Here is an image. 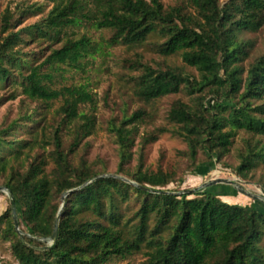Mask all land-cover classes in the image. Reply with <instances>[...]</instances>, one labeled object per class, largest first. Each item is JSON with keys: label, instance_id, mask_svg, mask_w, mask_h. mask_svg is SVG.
I'll list each match as a JSON object with an SVG mask.
<instances>
[{"label": "trees", "instance_id": "trees-1", "mask_svg": "<svg viewBox=\"0 0 264 264\" xmlns=\"http://www.w3.org/2000/svg\"><path fill=\"white\" fill-rule=\"evenodd\" d=\"M44 1L53 4L52 10L41 23L23 31L14 32L19 23L17 13L10 8L4 11L0 86L18 73L22 94L28 99L57 100L61 93L44 84L41 68L54 64L78 67L80 60L97 52V47L87 37L68 39L41 65L32 66L20 51L25 43L22 32L53 42L82 21L94 22L112 32V42H122L131 50L149 45L165 58L180 55L198 74L190 76L184 67L177 66L154 69L138 58L135 68L140 73L133 78L136 98L151 103L183 91L192 97L191 104L177 100L171 105L168 121L177 129L155 130L143 138L144 146L171 132L187 144L186 156L197 170L201 166L197 165L199 151L207 162H220L238 132L264 137V54L246 71L242 63L252 45L241 39L242 34H254L264 27V0H228L225 4L220 0H181L182 4L173 7H165L160 0ZM152 37L158 40L148 42ZM65 92L61 122L85 121L75 130L72 152L93 132V121L79 114L80 106L92 102V97L85 89ZM146 115L140 110L125 115L119 124H110L120 157L113 176L119 178L95 172L85 161L75 166L70 152L63 148L60 129L55 132L54 151L49 155L54 168L46 174L45 159L31 155L38 147L43 122L37 110L27 111L0 128V182L16 200L21 231H16L9 207L0 217V236L10 243L18 264H115L116 259L143 248L149 250L143 264H264V249L260 247L264 212L230 205L204 189L180 195L178 190L167 189L176 183L174 174L142 172V165L127 180L153 192L120 179L124 165L132 158L137 125ZM20 131L31 140H19ZM246 144L236 169L244 181L264 161L261 141L249 139ZM103 176L110 177L96 180ZM73 190L77 191L65 198L57 241L49 245L47 240L54 234L61 210L53 200ZM131 200L139 202L140 208L136 222L127 229L120 209Z\"/></svg>", "mask_w": 264, "mask_h": 264}, {"label": "rangeland", "instance_id": "rangeland-1", "mask_svg": "<svg viewBox=\"0 0 264 264\" xmlns=\"http://www.w3.org/2000/svg\"><path fill=\"white\" fill-rule=\"evenodd\" d=\"M146 1L150 2L151 0ZM160 1L165 7L182 4L181 0ZM220 2L225 4L228 0H220ZM7 8H10L11 12L17 13L16 17L19 23L14 32H18L41 23L52 10L53 4L44 0H0V28L1 17ZM20 10L25 11V13L20 14ZM188 11L193 13L191 9ZM22 33L25 43L20 47V51L28 57L32 66L41 65L52 50L60 49L68 39L79 40L82 37H87L97 47V52L80 60L78 67L54 64L41 68L40 73L45 76L44 84L51 91L61 93L57 100L45 103L28 99L22 94V80L18 73H15V76L6 85L0 86V128L18 119L27 111L32 113L37 110L41 115L43 122L39 130L38 147L31 152V155L32 157L39 155L45 159L46 174H50L54 168V163L49 155L54 151L56 130L60 129L64 150L70 152L75 130L85 122L80 119L72 123L61 122L59 112L64 105L65 91L68 89H85L91 95L92 102L81 105L79 114L90 118L94 123V129L91 136L84 139L78 148L70 152V161L75 166H79L82 161H85L87 166L95 172L116 175L120 165V157L115 137L109 130L110 124H119L125 115L131 116L135 112L143 110L147 115L137 125L138 132L134 138L135 145L132 149V158L123 167V174L121 175L123 178H131L142 165V172L156 173L158 170H162L165 173L174 174L176 183L167 189L178 190L180 193L204 189L218 195L223 202L230 205L264 212V203L254 201L236 190V186H240L246 192L264 198V161H260L257 167L250 172L248 181L240 179L236 174V169L241 164V156L246 152V141L250 139L253 143L261 141L264 144V137H251L243 131L238 132L232 140L233 144L228 154L220 162H207V157L199 151L197 165L200 164L201 166L197 170L192 169L186 156L187 144L182 139L173 136L171 132L163 134L153 143L143 145V138L159 128H165L169 131L176 130L177 127L168 121L171 105L177 100L191 104L192 97L183 91L151 103L139 100L133 93V78L140 73L136 70L135 63L138 58H141L144 63L154 69L164 66L184 67L190 76L197 77V72L187 67L180 55L165 58L149 45L131 50L122 42H112L110 30L98 28L94 22L88 21H82L66 29L59 36V39L53 42L46 39H33L28 36L27 32ZM241 39L250 42L252 45L249 49V56L242 63L247 71L249 65L264 54V27L254 34H242ZM157 40L158 37H152L148 42ZM24 73L25 75L28 74L27 68H25ZM17 138L19 140H31V137H24L23 131L18 133ZM218 180L232 181L236 186L215 184L205 187L206 184ZM0 188H5L3 181L0 182ZM58 203L61 208H65L66 202L63 197L54 198L53 204ZM9 207L8 193L1 192L0 217ZM139 208L140 204L135 200L121 206L123 226H126L127 229L136 222L135 215ZM260 247L264 249V237ZM148 251L143 248L139 253L124 259H116L114 263L143 264L147 260ZM0 264H18L12 255L10 243L3 240L1 236Z\"/></svg>", "mask_w": 264, "mask_h": 264}, {"label": "water", "instance_id": "water-1", "mask_svg": "<svg viewBox=\"0 0 264 264\" xmlns=\"http://www.w3.org/2000/svg\"><path fill=\"white\" fill-rule=\"evenodd\" d=\"M104 177H110V176L99 177V178H97L96 180H98V179H100V178H104ZM111 177L119 178V177H117V176H113V175H111ZM120 179H123V180L126 181L127 183L132 184V185L138 187L139 189H142V190H145V191H151V190H149V189H146V188H143V187H141V186H138L137 184L132 183V182H130L129 180H127V179H125V178H121V177H120ZM215 184H227V185H230V186H236V184H235L234 182H232V181L218 180V181H213L212 183H210V184H208V185L206 184L205 187H206V186L215 185ZM198 190H200V189H197V190H195V191H189V192H187V193L189 194V193H191V192H196V191H198ZM236 190H237L239 193H241V194H243V195H246V196L250 197V198L253 199L254 201H261L262 203H264V198H263V197H260V196H257V195H252V194L246 192V191H245L244 189H242L240 186H236ZM75 191H77V190H73V191L68 192L65 196H63V200H65L66 196H68L69 194H71V193H73V192H75ZM1 192H7L8 195H9V199H10V207H11V209H12V215H13V219H14V223H15V228H16V231H17L18 233H21V231H20V227H19V220H18V213H17V204H16V200H15L13 194H12L10 191H8L6 188H0V193H1ZM151 192H153V191H151ZM154 193H156V192H154ZM179 194L182 195V194H184V193H179ZM63 210H64V207L61 208V210H60V212H59V215H58V217H57V219H56V221H55L54 234H53V236H52L50 239L47 240V242H48L49 245H53V244L56 243V241H57V237H58V229H59V223H60V218H61V215H62Z\"/></svg>", "mask_w": 264, "mask_h": 264}]
</instances>
